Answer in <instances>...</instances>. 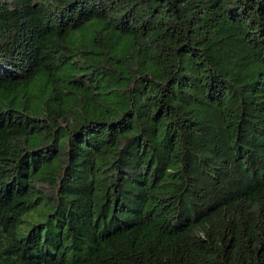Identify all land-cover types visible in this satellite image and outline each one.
Wrapping results in <instances>:
<instances>
[{
    "label": "trees",
    "instance_id": "trees-1",
    "mask_svg": "<svg viewBox=\"0 0 264 264\" xmlns=\"http://www.w3.org/2000/svg\"><path fill=\"white\" fill-rule=\"evenodd\" d=\"M0 264H264V0H0Z\"/></svg>",
    "mask_w": 264,
    "mask_h": 264
}]
</instances>
